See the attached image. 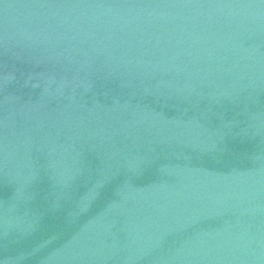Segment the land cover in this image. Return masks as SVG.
<instances>
[{
	"label": "water",
	"instance_id": "water-1",
	"mask_svg": "<svg viewBox=\"0 0 264 264\" xmlns=\"http://www.w3.org/2000/svg\"><path fill=\"white\" fill-rule=\"evenodd\" d=\"M0 264H264V0H0Z\"/></svg>",
	"mask_w": 264,
	"mask_h": 264
}]
</instances>
